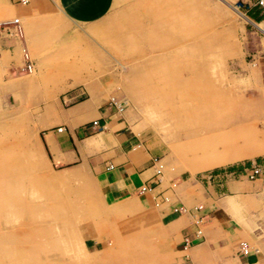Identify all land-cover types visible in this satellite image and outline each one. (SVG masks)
<instances>
[{
	"label": "rangeland",
	"instance_id": "374dc122",
	"mask_svg": "<svg viewBox=\"0 0 264 264\" xmlns=\"http://www.w3.org/2000/svg\"><path fill=\"white\" fill-rule=\"evenodd\" d=\"M252 2L114 0L87 23L66 19L51 0L22 5L20 53L31 70L0 59V264H180L152 192L143 191L150 207L134 194L119 202L87 169H59L41 144L42 107L68 104V91L91 83L160 158L158 193L170 202L181 181L235 165L259 164L254 181L264 189V153L207 165L246 144L250 124L264 131V35Z\"/></svg>",
	"mask_w": 264,
	"mask_h": 264
},
{
	"label": "crops",
	"instance_id": "0c3cea01",
	"mask_svg": "<svg viewBox=\"0 0 264 264\" xmlns=\"http://www.w3.org/2000/svg\"><path fill=\"white\" fill-rule=\"evenodd\" d=\"M40 1L0 0V21L18 18L25 13L22 5L30 4L34 10ZM51 1L66 19L87 23L105 15L114 0ZM18 25L19 33L0 31V59L13 71L20 70V62L23 64L20 50L25 40L21 38L20 21ZM258 58L264 82V53ZM12 85L9 81L7 87ZM102 90L91 83L90 90L77 87L68 91V104L56 102L42 107L47 124L40 131L41 144L59 169L83 167L101 181L98 186L110 197L121 202L134 194L141 207H150L149 193L138 189L145 184L164 190L162 172L158 181L151 167V154L130 129L123 111L105 102ZM74 97L78 98L72 100ZM246 131V144L233 145L230 155L223 152L221 164L264 153V131L255 124ZM247 167L235 165L212 171L195 182L181 181L171 190L173 202L156 207L163 211V221L172 232L168 238L170 249L182 252L180 264H198L205 258L214 259L216 264H264V189L262 182L254 181L261 171L248 178L243 172ZM171 203L182 208L173 210ZM196 218L200 219L199 226ZM197 227L199 233L195 232ZM240 242L246 244V251Z\"/></svg>",
	"mask_w": 264,
	"mask_h": 264
},
{
	"label": "built area",
	"instance_id": "2783aa9c",
	"mask_svg": "<svg viewBox=\"0 0 264 264\" xmlns=\"http://www.w3.org/2000/svg\"><path fill=\"white\" fill-rule=\"evenodd\" d=\"M21 3H26L28 0H19ZM252 5L255 6L258 10V13L261 16V19L264 21V0H253ZM249 9V8H248ZM18 18L17 17H13L10 20H4V21H0V31L2 29H4L7 33H19V25H18ZM12 24V26H10ZM263 35H264V25L263 27H258ZM23 70L24 71H30L31 70V60L27 54V52H23ZM109 102L111 104H114L118 110L121 109L120 104L121 101L116 100L113 97H110ZM93 124H96L97 121L95 119L92 120ZM58 129H60L61 127H57ZM151 161V167L153 169L154 175L156 176V179L159 181V175L162 172V168H163V164L160 161V158L156 157V156H152L150 158ZM261 171V168L259 166V164L256 163H251L250 166H248L244 173L248 178H253L255 175H257L259 172ZM154 188L150 185H141L138 189L139 192H143V191H150L153 193V203L155 205H159V203H170L169 198L167 195L162 194V192L160 191V193H158L159 190L157 191H153ZM182 206L178 205V206H173L172 209L173 210H179L181 209ZM200 219L196 218L195 219V223H197V225L199 224ZM199 226V225H198ZM196 233L200 232V227H197L195 229ZM241 248L243 251H246V244L244 242H240Z\"/></svg>",
	"mask_w": 264,
	"mask_h": 264
},
{
	"label": "bare ground",
	"instance_id": "6f19581e",
	"mask_svg": "<svg viewBox=\"0 0 264 264\" xmlns=\"http://www.w3.org/2000/svg\"><path fill=\"white\" fill-rule=\"evenodd\" d=\"M236 12L240 15V17H242L244 20H248V18L246 17V16H244V14L243 13H240L239 11H237L236 10ZM264 22V21H263ZM254 25H256V26H258V27H262V26H260L261 25V22H254ZM218 164H221V161H219V160H215V161H213V162H210L209 164H207V165H210V166H214V165H218ZM205 165V164H204ZM204 165H202V166H204Z\"/></svg>",
	"mask_w": 264,
	"mask_h": 264
},
{
	"label": "trees",
	"instance_id": "16d2710c",
	"mask_svg": "<svg viewBox=\"0 0 264 264\" xmlns=\"http://www.w3.org/2000/svg\"><path fill=\"white\" fill-rule=\"evenodd\" d=\"M251 11H252V13H255V14H253V15L250 14V16L252 18H254L255 20H258L261 17L260 14L258 13V10L256 8H254L253 10H250L249 12H251ZM253 11H255V12H253Z\"/></svg>",
	"mask_w": 264,
	"mask_h": 264
}]
</instances>
